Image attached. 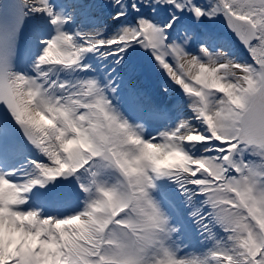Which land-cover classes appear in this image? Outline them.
<instances>
[{"label": "snow or ice", "instance_id": "6c2138e0", "mask_svg": "<svg viewBox=\"0 0 264 264\" xmlns=\"http://www.w3.org/2000/svg\"><path fill=\"white\" fill-rule=\"evenodd\" d=\"M0 264H264V0H0Z\"/></svg>", "mask_w": 264, "mask_h": 264}]
</instances>
